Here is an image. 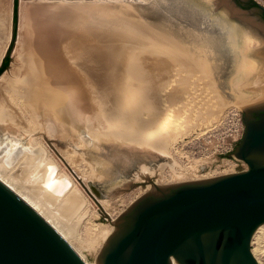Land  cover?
Masks as SVG:
<instances>
[{"label": "water", "instance_id": "obj_1", "mask_svg": "<svg viewBox=\"0 0 264 264\" xmlns=\"http://www.w3.org/2000/svg\"><path fill=\"white\" fill-rule=\"evenodd\" d=\"M13 1L0 76L18 39L21 0ZM236 1H22L21 66L13 72L32 115H53L62 102L78 126L164 155L172 124L156 117L150 129L148 115H138L165 113L154 92L169 83L168 65L188 74L193 67L222 110L242 105L245 132L229 156L247 168L170 184L150 179L151 189L113 222L96 264H261L252 245L264 224V41L249 25L264 30V6L245 0L259 19ZM0 264L88 263L0 179Z\"/></svg>", "mask_w": 264, "mask_h": 264}, {"label": "rangeland", "instance_id": "obj_2", "mask_svg": "<svg viewBox=\"0 0 264 264\" xmlns=\"http://www.w3.org/2000/svg\"><path fill=\"white\" fill-rule=\"evenodd\" d=\"M22 1L102 0H21L18 39L11 51L10 64L3 73L4 75L6 74L5 80H7L6 82L4 81V85H2L3 81L0 82L3 87L0 89V100L4 99L8 101L14 108L17 106L16 110L20 109L18 107L19 105H16L18 104L19 98L21 101L22 99L17 96L16 98L14 97V99L13 97L11 98L9 96L10 90H8V87H18L14 77L13 66H21ZM256 1L264 6V0ZM13 31L14 1L1 0L0 66L9 52ZM9 76L12 77L11 81L8 82ZM221 103L222 102L220 100V108L218 109L222 110ZM222 111H224V114L221 116L218 115L216 118H212L211 122H214V124L210 128L204 132L191 134L192 136L187 135L182 141L173 142L171 150L164 155L160 154L156 150L133 147L129 145H119L115 143H106L100 149L95 145L96 140L90 138L87 139L88 141L86 143H83V147H75V143L73 144V141L67 145L59 144V147H57L58 145L55 143L53 138H50L49 133L41 131L36 138H39V140L41 138L42 140L40 141L42 143H35L36 147L34 148L39 151H43L40 152L44 153V159L49 161L51 165L50 167L55 170L56 176L61 175V179L67 181L68 188H74V186H77L79 190L77 189L76 191H72L71 196H74L77 199L79 205L81 204V206H83L86 204L84 206L86 207L84 210L85 212L82 214L81 210L74 208L73 202H71L70 199L68 201L66 200V197H60V195L58 196V193H56L53 189H50L48 184H44L40 181L44 168L42 170H38V165L36 167L35 164H31L27 160V155L29 154H25V151L29 152L27 149H31L33 143L24 133V126L19 129L17 126H9L0 122V162L9 170L13 171L14 177L22 186H25V189H29L28 191L32 195H36V198L44 202V204L59 219H61L66 225L71 226L73 232L79 234L81 237L80 239L83 241L87 239L86 231L89 223L113 225L112 218L115 217L113 219H116L140 197H135V192L139 187H144V184H148V180L146 178V176H148L147 174L150 175V177L148 176L150 179L157 181L160 175L159 173H173L174 168L181 169V164L188 167L197 162H202L199 166V171L201 173L216 170L217 172H215L213 176L239 172L246 169L247 164L244 161L239 160L236 157L229 156V153L234 151L237 143L243 137L245 132L242 105H234ZM38 113L40 114L38 117L41 119L47 115L45 112H42V110ZM20 115V118H22L21 120H24V113H20ZM64 115L65 114L62 113L61 109L54 108L51 118H57V122L59 124L64 123L68 125L67 131L70 135H72V130H70L71 128L69 127L71 124L70 119L68 117L66 119ZM63 119H65V121ZM75 137L77 138L78 136ZM72 147L77 149L81 155L80 167L86 171H90L92 173L95 172L94 174L98 175V177L100 176L99 178H89L88 182L84 181L87 187L82 184L80 180H78L77 175L72 171L73 168L71 165L69 166L68 161L58 152V148L72 149ZM173 159L180 164L175 162ZM202 167H206V169L202 170ZM155 172L156 174H153ZM91 183L96 185L106 196L99 197L90 187ZM161 184L170 183L166 182ZM105 209L107 210L106 213L103 212ZM93 212L98 213V217L94 218L92 215ZM73 241L76 243V240ZM103 245L104 244L99 247L98 245H95L81 248L82 254L85 256L88 263L96 264L97 257ZM252 248L255 250V256L261 264H264V224L262 225V229L256 232Z\"/></svg>", "mask_w": 264, "mask_h": 264}, {"label": "bare ground", "instance_id": "obj_3", "mask_svg": "<svg viewBox=\"0 0 264 264\" xmlns=\"http://www.w3.org/2000/svg\"><path fill=\"white\" fill-rule=\"evenodd\" d=\"M192 69L193 67H188V70L190 72V74H188L180 66L174 64L168 65L167 73H168L169 83L165 84L159 91L154 92L155 94L159 95L158 97V101L160 103V105L158 106L159 109L165 111V113L151 114L146 110L143 113H139L138 115V118L140 120L144 119L143 116L148 115L147 123H148V128L150 129H152L151 120L156 117H164L170 124H172L171 145L173 142L175 143V141L177 142L182 141L187 135L189 136L191 134H197L206 131L214 124V122L213 123L211 122L212 118H216V116L218 115L221 116L222 114H224V111L218 109L220 108V99L214 88L205 83H202L203 81L202 78L195 80V76ZM11 77L10 76L8 77L9 79L8 82L11 81ZM5 78H6V74L5 75L3 74L0 77V82L3 81L2 85H4V81L6 82L7 80V79L5 80ZM8 82L7 84L9 85ZM2 85L0 84V89L3 88ZM8 90H10L9 96L11 98L13 97L14 99V97L16 98V96L18 98L21 97L18 87L13 88L10 86L8 87ZM19 100H18V104H16L19 105L18 106L20 108L19 110H16L17 108L16 105H15L16 108H14L12 107V105H10L8 101L4 99L0 100V122L1 123L3 122L9 126H17L19 129L24 126V133L30 138L31 142L33 143V145L31 146L32 148L27 149L29 152L25 151L26 152L25 154H30L32 151L36 150L34 148L36 147L35 143L37 142H39V144L42 143L40 141L42 140L41 138L40 140L39 138L38 139L36 138L41 131L48 132L50 138H53L55 143L58 145L57 147H59V144L67 145L69 143H72V141L73 144L75 143L74 144L75 147H83V143H86L88 141L87 140L88 138L95 139L96 140L95 145L100 149L106 143H115V144L123 145L101 134H98L88 128L78 126L70 108L62 102H60L55 107H53V109L54 108L61 109L62 113L65 114L64 117H66V119L67 117L70 119L71 124L69 125V127L71 128L70 130H72L71 132L72 135H70L67 131L68 125L64 123L59 124L57 122L58 119L51 118L52 116L48 113H46L47 115L44 114L45 116L42 119L38 117L40 116V114L38 113L39 111L36 114L32 115L28 110V108L25 106V104L21 100H20L21 102ZM20 113H24V120H21L22 118H20L21 116ZM63 120L65 121V119ZM75 136L78 137L76 138ZM73 147L72 149H69L70 147L65 149L58 148L59 154L64 159H66L69 163V166L71 165V167L73 168L72 171L77 175V177L82 178L85 182H88L89 178L98 177V175L94 174L95 172L92 173L80 167L81 155L79 154L78 150L74 149ZM46 161L47 160L44 159L43 163H45ZM201 164L202 162H197L191 164V166L188 167L181 164L180 165L181 169L174 168L173 173H169V174L164 172L159 173L160 174L159 178L157 179V181H155V184H161L166 182L174 183V182L205 178V177L213 176L215 172H217L216 170H212L209 172L201 173L199 171V166ZM153 174H156V172ZM147 175L150 177L149 174ZM148 176H146V178L149 181L150 178ZM61 178H62L61 175H58L53 178L55 192L58 194H63L62 197H66V200L68 201L70 199L71 202H73L74 208L81 210V214L84 213L85 212L84 210L86 209V207L84 206L86 204H84L83 206H81V204L79 205L77 199L74 196H71L72 191H76L78 189L77 186H74V188H67V181ZM0 179L3 182H5L10 188H12L16 193H18L35 210H37L72 245V247L82 256V258L85 261L86 259L85 256L82 254L81 248L85 246L89 247L95 245H98L99 247L100 245L106 242L107 238L114 230V226L111 224L89 223V226L87 227V231H86L87 239L82 241L80 239L81 237L79 236V234L73 232L71 226L66 225L61 219H59L44 204V202L36 198L35 197L36 195L35 196L32 195L28 191L29 189L28 190L25 189L24 188L25 186H22L18 182V180L14 177L13 171L9 170L1 162H0ZM151 187H152L151 183H148L144 187L143 186L139 187L135 192V197L145 194L147 191L151 189ZM103 212L106 213L107 210L105 209V211ZM92 215L94 216V218L98 217V213L93 212ZM113 218L112 221L114 222L116 219ZM260 229H262V226L258 230ZM73 240H76V243ZM253 252L255 254L254 249ZM86 262L88 263V261Z\"/></svg>", "mask_w": 264, "mask_h": 264}, {"label": "flooded vegetation", "instance_id": "obj_4", "mask_svg": "<svg viewBox=\"0 0 264 264\" xmlns=\"http://www.w3.org/2000/svg\"><path fill=\"white\" fill-rule=\"evenodd\" d=\"M235 4H237V6L239 7V11L240 12H242V13L245 12V13L255 14L256 16H259L258 17L259 19L261 18L260 15H259V10H257L256 8H253V7H249L248 3L245 0H237L235 2ZM224 7L226 9H228L230 11V13L235 12L234 10H232L231 8H229V7L225 6V5H224ZM249 26L252 29H254V31L257 33V35H259L262 38V41H264V30H263L262 26L254 25V24H251V23H250ZM27 156H28L27 157V160L31 164H35L36 167L38 165V167H39L38 170L39 169L42 170L44 168L43 171H42V177H41V180L40 181H42L44 184H48L49 185V188L50 189H53L55 191L54 186H52V185H54V184H52L53 183V181H52L53 180V177H56L55 176V170L54 169H50L51 168L50 167L51 165H50V163H49L48 160L45 163H43V161H44V154L42 152H40L39 150L36 149L35 151H32ZM67 188H68V186H67ZM57 195L58 196L60 195V197H62L63 194H57Z\"/></svg>", "mask_w": 264, "mask_h": 264}]
</instances>
